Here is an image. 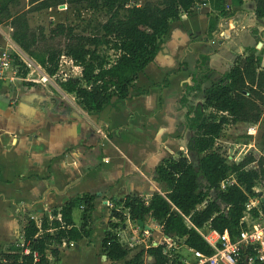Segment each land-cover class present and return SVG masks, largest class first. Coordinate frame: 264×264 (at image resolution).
Segmentation results:
<instances>
[{"label":"trees","instance_id":"obj_1","mask_svg":"<svg viewBox=\"0 0 264 264\" xmlns=\"http://www.w3.org/2000/svg\"><path fill=\"white\" fill-rule=\"evenodd\" d=\"M0 0V23L10 25V37L18 47L35 59L47 75L58 70L62 55L81 68L79 76H69L60 87L74 94L77 103L89 113H98L113 98L123 101L132 91H140L135 82L154 58L160 44L169 36L180 15L188 12L200 0ZM254 15L264 17V0H253ZM210 7L220 14L232 11L243 0H209ZM59 5L84 8L92 14L103 12L104 21H98L90 32H75V27L64 22L33 29L28 14L31 11L50 9ZM87 27L91 26L86 22ZM215 29L209 18L208 31ZM59 39L55 43L56 39ZM101 46L114 51L113 56L103 53ZM206 56H204L205 59ZM262 55L248 49L237 55L232 65L221 77L200 87L194 80L191 90L199 91L202 103L187 107L185 121L193 136L188 141L187 154L161 159L155 170L157 181L164 185L163 192H153L149 197L128 194L111 200L110 220L102 239V251L110 261L122 264H168V254L163 246L131 248L120 241L117 230L127 219L135 225L151 218L162 235L181 240L205 254L211 248L196 231L209 226L220 233L226 231L234 239L241 227L247 203L258 196L257 186L264 189V156L254 150L228 160L216 140L228 125L258 123L264 114V68ZM17 63H20L17 60ZM181 103H184L183 99ZM264 117V116H263ZM264 142V125L262 126ZM224 184V187H222ZM96 195L83 193L61 206L59 210L42 212L36 220L27 216L21 243L10 246L0 254L4 264H51L58 258V249L87 237L91 231V215ZM74 207L81 210L80 224L74 225L71 213ZM259 207L264 213V204ZM251 213L257 215V208ZM59 216V217H58ZM242 249L238 264H245ZM145 255L151 257L145 261ZM176 255L174 256V260ZM255 264H259L255 261Z\"/></svg>","mask_w":264,"mask_h":264},{"label":"crops","instance_id":"obj_2","mask_svg":"<svg viewBox=\"0 0 264 264\" xmlns=\"http://www.w3.org/2000/svg\"><path fill=\"white\" fill-rule=\"evenodd\" d=\"M232 9L224 15L194 5L183 12L139 74L135 86L140 91L123 101L113 98L98 113L84 110L74 94L56 83L29 76L10 80L11 75L0 80V254L21 240L27 216L37 220L42 212L59 210L71 198L89 193L96 195L89 235L60 247L51 264H122L102 251L110 201L162 192L155 168L163 158L187 153L193 132L185 121L189 102L181 100L191 93L201 97L198 89L191 90L200 66L209 76L220 63L231 65L244 46L264 40V17H255L253 0ZM209 18L215 21L212 32ZM10 30L8 23H0V50L8 47L21 54ZM199 56H206L204 62ZM236 125H228L227 131ZM98 130L107 137L101 138ZM243 145L264 153L254 144ZM80 215L74 207L75 226ZM149 228V239L159 240V228ZM121 233L126 242L136 231L125 224L120 238Z\"/></svg>","mask_w":264,"mask_h":264},{"label":"built area","instance_id":"obj_3","mask_svg":"<svg viewBox=\"0 0 264 264\" xmlns=\"http://www.w3.org/2000/svg\"><path fill=\"white\" fill-rule=\"evenodd\" d=\"M195 5L199 8H205L210 7V2L209 0H200L197 1ZM224 6L226 10H229V0H225ZM61 57L65 58L66 56L62 55ZM20 58H22L21 54L14 49L7 47L0 50V80L6 78L7 75H11L9 78L10 80L18 78L17 72L20 71L21 67L19 63H17V60ZM23 61L29 67L33 66V71L36 72V70H38L41 82H49V75L42 72L35 63L30 60ZM262 119H264V117H262ZM262 119L258 123L250 124L248 129H257ZM98 132H100L101 138L107 137L105 131L98 130ZM260 154L264 156V153ZM226 157L228 160H234L236 158L233 152L227 154ZM222 187H224V184H222ZM258 193V196L249 199L246 205L247 209L242 219L243 226L234 239H232L226 231L220 233L207 225L199 229L196 228L198 234L211 248L212 252L210 254H205L200 250L187 246L183 240L177 242L176 239L162 234L159 240L154 238L149 239L151 236L150 230L144 227L141 228V233L128 238L125 245L130 248L141 246V248L145 250L150 246H157L160 244L163 246V252L168 254L170 259L168 264H238L242 249H244V251L247 249L251 251L250 254L244 255L245 264H255V261H258L259 264H264V213L259 207L261 198L264 197V191L261 190ZM252 208H257V215L251 213L250 210ZM152 221L155 223L153 219ZM126 222H129V219H127ZM144 224L149 226V224ZM138 228L140 227L135 225V229L138 230ZM119 230H117V234ZM19 242L21 243V240ZM181 248H185L188 253L187 256L181 252ZM175 255L176 259L174 260ZM150 259V256L145 255V261H149Z\"/></svg>","mask_w":264,"mask_h":264},{"label":"rangeland","instance_id":"obj_4","mask_svg":"<svg viewBox=\"0 0 264 264\" xmlns=\"http://www.w3.org/2000/svg\"><path fill=\"white\" fill-rule=\"evenodd\" d=\"M139 1L141 2L143 0H139ZM30 2H31L30 0H24L22 2V4L25 8H28V7L32 6V4ZM28 18H29V23L33 29L43 27L46 33H48L49 25L54 26L57 22H64L65 24L72 25L75 27V32L79 33V32H90V31H92V26H95L98 21H104L106 19V16L103 12L92 14L89 10H86L84 8L77 9L73 6L59 5L57 7L50 8L48 10L43 9L40 11H31L28 14ZM87 21L90 22L91 26L87 27V25H86ZM58 40L59 39L57 38L55 40V43H58L57 42ZM62 40L63 39H60V43H58V44H61ZM259 43H260V45L258 46ZM244 48H245L244 51H240V55L245 54L248 51V49H252L255 51V53L261 54L263 57V55H264V40L258 39V41L256 40V43L252 47H245L244 46ZM101 49H102L103 53H106V54L109 53L108 57L115 55L114 51H108L107 46L106 47L101 46L99 48L100 52H102ZM22 51H20L22 58L18 59L20 62L19 65L21 68H20V71L17 72V77L26 78L25 76H29V78L36 80V82H41L40 78H39L38 70H36V72L33 71L32 70L33 66H31V67L27 66V64L23 60L32 61L33 63L36 64V66H38L41 69V71H44V73H46L45 70L35 59L30 57L26 52H22ZM199 59L203 60L204 56H199ZM204 60H203V62H204ZM220 64H221L220 66H217L219 69L214 70L209 76H207L208 75L207 70L202 68L199 65L200 69H199V71H197V74H198L197 80L200 82L199 83L200 87H202L204 85L206 86L208 84V82L212 79H219L221 76V73H223L225 70H227L231 66V65L226 66V63H224V62H222ZM77 68L78 67L73 63V61L71 59H69L68 57H65V58L61 57L59 59L58 70L55 73V75L49 76L50 77L49 82H51L53 84L56 83V85L59 86L60 82L63 81L65 78H67L69 76H77L76 75L78 73ZM46 84H48V82H46ZM198 93H196V94H198ZM184 97H185L184 102H189L188 105L191 107L197 105L198 102L202 103V97L196 98V95L194 93L186 94V95H184ZM263 110H264V108H263ZM263 116H264V114H263ZM249 125H250L249 123H237L236 126L232 127L233 131H227L229 128H225L224 129L225 131L222 133L220 138L216 140V145L220 146L221 150L224 152L225 155L231 154L233 152L234 156H236V157L238 155H242V154L248 152L249 150H252L243 144H249L250 143V144H254V147L257 150L264 149V142H263L262 137H261L262 128H263L262 126L264 125V119H262V121L260 122V125L257 129L249 130L248 129ZM256 188L264 191V189H262L261 186H257ZM161 191L163 192L164 188ZM129 222H125L127 225V228H129V226L130 227L133 226V228H135L134 227L135 224L132 223L130 220H129ZM145 223L150 224L149 226H151L152 230H156V228L158 227V226H155V223L151 220V218H147ZM141 228H143V227L138 228V230L135 229L136 233L133 236L141 233V231H142ZM124 234L121 233L122 236L120 238V240L123 244L126 243L124 240H125L126 236H129L128 235L129 232L126 233V236H124ZM154 236H155V238H158L157 233L154 234ZM138 248H141V246L132 247L131 253L135 252ZM181 252L184 253L186 256L188 255L185 248H181Z\"/></svg>","mask_w":264,"mask_h":264},{"label":"water","instance_id":"obj_5","mask_svg":"<svg viewBox=\"0 0 264 264\" xmlns=\"http://www.w3.org/2000/svg\"><path fill=\"white\" fill-rule=\"evenodd\" d=\"M260 45V43L258 44V46ZM261 67L264 68V55L262 57V61H261ZM261 202L264 204V197L261 198ZM138 226L140 227H144V228H147V229H150L149 226L147 225H144L143 222L141 220H138Z\"/></svg>","mask_w":264,"mask_h":264},{"label":"flooded vegetation","instance_id":"obj_6","mask_svg":"<svg viewBox=\"0 0 264 264\" xmlns=\"http://www.w3.org/2000/svg\"><path fill=\"white\" fill-rule=\"evenodd\" d=\"M239 55H240V54H239ZM231 65H232V64H231ZM220 77H221V76H220ZM215 80H217V79H215ZM210 81H214V80H210ZM208 83H209V82H208ZM207 85H208V84H207ZM207 85H206V86H207Z\"/></svg>","mask_w":264,"mask_h":264}]
</instances>
